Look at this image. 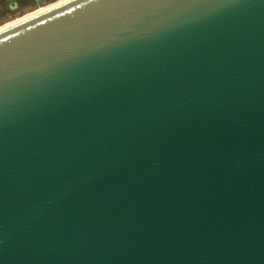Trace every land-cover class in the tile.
<instances>
[{
  "label": "water",
  "instance_id": "1",
  "mask_svg": "<svg viewBox=\"0 0 264 264\" xmlns=\"http://www.w3.org/2000/svg\"><path fill=\"white\" fill-rule=\"evenodd\" d=\"M0 264H264V0L1 25Z\"/></svg>",
  "mask_w": 264,
  "mask_h": 264
},
{
  "label": "rangeland",
  "instance_id": "2",
  "mask_svg": "<svg viewBox=\"0 0 264 264\" xmlns=\"http://www.w3.org/2000/svg\"><path fill=\"white\" fill-rule=\"evenodd\" d=\"M42 1L0 0V26L35 11Z\"/></svg>",
  "mask_w": 264,
  "mask_h": 264
},
{
  "label": "built area",
  "instance_id": "3",
  "mask_svg": "<svg viewBox=\"0 0 264 264\" xmlns=\"http://www.w3.org/2000/svg\"><path fill=\"white\" fill-rule=\"evenodd\" d=\"M33 1L34 2L42 1L40 4H37L35 6H37L38 8H43V7L49 6L51 4H54V3H57L63 0H33Z\"/></svg>",
  "mask_w": 264,
  "mask_h": 264
},
{
  "label": "bare ground",
  "instance_id": "4",
  "mask_svg": "<svg viewBox=\"0 0 264 264\" xmlns=\"http://www.w3.org/2000/svg\"><path fill=\"white\" fill-rule=\"evenodd\" d=\"M39 9H41V8H37L35 11H33V12H31V13H34V12H36V11H38ZM30 14V13H29ZM29 14H27V15H29ZM27 15H24V16H22V17H25V16H27ZM21 18V17H20ZM19 19V18H18Z\"/></svg>",
  "mask_w": 264,
  "mask_h": 264
},
{
  "label": "flooded vegetation",
  "instance_id": "5",
  "mask_svg": "<svg viewBox=\"0 0 264 264\" xmlns=\"http://www.w3.org/2000/svg\"><path fill=\"white\" fill-rule=\"evenodd\" d=\"M0 15H1V13H0ZM1 16H4V15H1Z\"/></svg>",
  "mask_w": 264,
  "mask_h": 264
}]
</instances>
